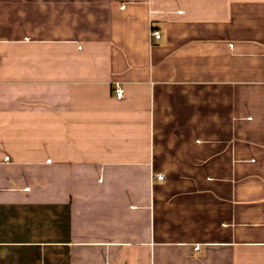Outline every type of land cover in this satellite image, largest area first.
I'll list each match as a JSON object with an SVG mask.
<instances>
[{
	"label": "crops",
	"instance_id": "crops-1",
	"mask_svg": "<svg viewBox=\"0 0 264 264\" xmlns=\"http://www.w3.org/2000/svg\"><path fill=\"white\" fill-rule=\"evenodd\" d=\"M0 264H264V0H0Z\"/></svg>",
	"mask_w": 264,
	"mask_h": 264
},
{
	"label": "built area",
	"instance_id": "built-area-1",
	"mask_svg": "<svg viewBox=\"0 0 264 264\" xmlns=\"http://www.w3.org/2000/svg\"><path fill=\"white\" fill-rule=\"evenodd\" d=\"M151 35L154 38H159L160 37V33H159L158 30H152L151 31ZM114 92H115L116 97H118V98H120L122 96V94H123L122 89L120 87H116ZM155 177L161 179L162 178V175L155 174ZM197 248L198 247L196 246L195 249H197Z\"/></svg>",
	"mask_w": 264,
	"mask_h": 264
}]
</instances>
